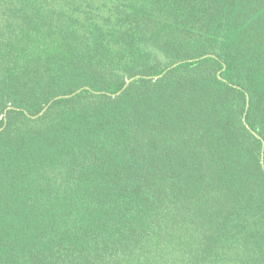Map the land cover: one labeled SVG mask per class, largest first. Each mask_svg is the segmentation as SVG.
<instances>
[{"label":"trees","instance_id":"trees-1","mask_svg":"<svg viewBox=\"0 0 264 264\" xmlns=\"http://www.w3.org/2000/svg\"><path fill=\"white\" fill-rule=\"evenodd\" d=\"M263 148L264 0H0V264H264Z\"/></svg>","mask_w":264,"mask_h":264},{"label":"water","instance_id":"water-1","mask_svg":"<svg viewBox=\"0 0 264 264\" xmlns=\"http://www.w3.org/2000/svg\"><path fill=\"white\" fill-rule=\"evenodd\" d=\"M180 62H177V63H175V64H173L172 66H170L169 68H167L161 75H163L164 73H166L169 69H171L172 67H174V66H176L177 64H179ZM133 78H130V79H128L127 80V83L124 85V87L120 90V91H118L116 94H120L125 88H126V86L129 84V82L132 80ZM81 89H79L77 92H79ZM77 92H74V93H72V94H68V95H59V96H57V97H55L53 100H55V99H58V98H60V97H68V96H72V95H74L75 93H77ZM53 100H51L44 108H43V110L42 111H40L38 114H36V115H33L34 117H37V116H39V115H41V114H43L44 112H45V110L49 107V105L53 102ZM264 149V148H263ZM263 163H264V155H263Z\"/></svg>","mask_w":264,"mask_h":264}]
</instances>
